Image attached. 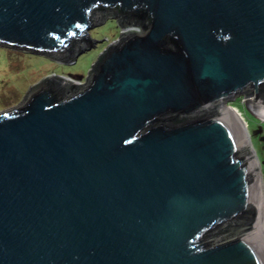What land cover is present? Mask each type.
<instances>
[{
    "label": "water",
    "instance_id": "water-1",
    "mask_svg": "<svg viewBox=\"0 0 264 264\" xmlns=\"http://www.w3.org/2000/svg\"><path fill=\"white\" fill-rule=\"evenodd\" d=\"M105 10L123 33L83 85L0 113V264H264L263 180L227 106L250 89L264 119V0H0V44L71 62Z\"/></svg>",
    "mask_w": 264,
    "mask_h": 264
},
{
    "label": "rangeland",
    "instance_id": "rangeland-1",
    "mask_svg": "<svg viewBox=\"0 0 264 264\" xmlns=\"http://www.w3.org/2000/svg\"><path fill=\"white\" fill-rule=\"evenodd\" d=\"M122 33L115 17H106L101 21L97 19L89 30V37L97 41L104 40L95 42L90 49L76 55L72 62L54 54L34 53L0 44V113L20 105L27 94L48 77L58 76L83 85L98 56ZM227 106L237 110L247 124L251 149L258 162L264 191V140L259 138L264 137V122L253 116L238 99Z\"/></svg>",
    "mask_w": 264,
    "mask_h": 264
},
{
    "label": "trees",
    "instance_id": "trees-1",
    "mask_svg": "<svg viewBox=\"0 0 264 264\" xmlns=\"http://www.w3.org/2000/svg\"><path fill=\"white\" fill-rule=\"evenodd\" d=\"M98 15H99V18L98 19L101 21V20L105 19L106 17H110V16L115 17L116 13L115 12H111L110 10H105V11L100 12ZM117 20H118L120 26H122L127 21V19L124 16H118L117 17ZM95 21H96V18H95ZM128 22H131V21L128 20ZM132 23L134 25H139V23L136 22V21L135 22H132ZM80 48H82V46H80V45L77 44L75 46V51L78 52V50ZM76 52H74V53H76ZM102 55H103V53H101L98 56V59L101 58ZM63 59H67V58H63ZM92 67H91V69H92ZM43 81L44 82L46 81V82H49V83L53 84L60 91H65V94H67L69 92H74L76 90L74 88L73 84L65 85L63 83V80L61 78L50 77V78L45 79ZM206 115L208 116L209 114H205V116ZM210 115L211 116L212 115H216V111L212 112V114H210ZM200 117H204V115L203 116H200ZM189 119H190L189 116H184V117L183 116H179V117H177L176 120H172L171 123L172 124L173 123L180 124V123H183L185 121H188ZM252 215H253V210H251L250 212H248L243 217H239V218L235 219L234 221L230 222L228 225L218 228L217 230H215L214 232H212V234H210L211 236L210 235L209 236L211 237V239H213V238H216V237H218V236H220L222 234L229 233V232H233V231L238 230L240 228L247 227L249 225V223H251L252 220H253Z\"/></svg>",
    "mask_w": 264,
    "mask_h": 264
},
{
    "label": "flooded vegetation",
    "instance_id": "flooded-vegetation-1",
    "mask_svg": "<svg viewBox=\"0 0 264 264\" xmlns=\"http://www.w3.org/2000/svg\"><path fill=\"white\" fill-rule=\"evenodd\" d=\"M253 92H252V90H250V89H246V90H243V92L241 93V95H239V96H237L232 102H229V103H227V104H232L236 99H238L239 100V102L242 104V105H244L249 111H250V109H249V107L246 105V101L247 100H249V99H251V98H253ZM218 107V106H217ZM251 112V114L253 115V116H255L254 114V112H252V111H250ZM257 118L259 119V120H261L258 116H257ZM262 122L264 121V120H261ZM260 133V132H259ZM261 140L263 139L264 140V137H259Z\"/></svg>",
    "mask_w": 264,
    "mask_h": 264
},
{
    "label": "bare ground",
    "instance_id": "bare-ground-1",
    "mask_svg": "<svg viewBox=\"0 0 264 264\" xmlns=\"http://www.w3.org/2000/svg\"><path fill=\"white\" fill-rule=\"evenodd\" d=\"M228 108L232 110L231 107L228 106ZM233 111H235V110L233 109ZM235 113L237 114V116H238V118H239V120H240V122H241V124H242V126H243V128H244V130L246 131V127H247V126H246V124L244 123V121L241 119L242 117L239 116L238 113H237L236 111H235ZM259 118H260V117H259ZM260 119H261V120H264V119H262V118H260ZM261 120H260V121H261ZM263 122H264V121H263ZM256 164H257V162H256ZM261 189H262V196H264V191H263L262 183H261ZM262 230H263V229H262Z\"/></svg>",
    "mask_w": 264,
    "mask_h": 264
},
{
    "label": "built area",
    "instance_id": "built-area-1",
    "mask_svg": "<svg viewBox=\"0 0 264 264\" xmlns=\"http://www.w3.org/2000/svg\"><path fill=\"white\" fill-rule=\"evenodd\" d=\"M88 78V77H87ZM87 78H86V80H87ZM86 80H85V82H86ZM79 85V84H78ZM227 105H229V104H227ZM230 107V106H229ZM232 109H234V108H232ZM237 113H238V115L240 114L237 110H235ZM241 116V115H240ZM246 124V123H245ZM246 126H247V124H246Z\"/></svg>",
    "mask_w": 264,
    "mask_h": 264
}]
</instances>
